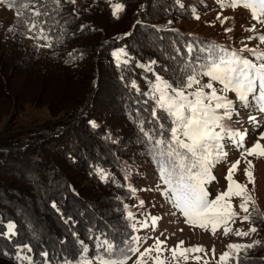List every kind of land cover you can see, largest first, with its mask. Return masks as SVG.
<instances>
[{
	"label": "trees",
	"instance_id": "trees-1",
	"mask_svg": "<svg viewBox=\"0 0 264 264\" xmlns=\"http://www.w3.org/2000/svg\"><path fill=\"white\" fill-rule=\"evenodd\" d=\"M206 1L60 0L57 5L41 0L51 47L38 46L45 42L30 39L16 9L0 3L15 14L0 34V123L6 121L0 133V220L14 223L17 233L8 238L0 225V264H27L17 257L18 245L25 243L34 264H44L42 252L48 253V264H75L81 241L89 257L103 239L125 247L133 236L126 214L131 170L140 161L159 175L140 131L142 121L145 130L155 127L152 101L142 93L155 75L179 79L186 63L203 60L207 50L243 46L179 26L195 22ZM113 2L125 6L120 17L113 15ZM120 50L128 63L117 67L113 53ZM137 65H150L152 71ZM133 80L139 92L131 87ZM27 106L46 108L53 121L18 127ZM223 163L211 169L215 179L205 185L209 199L216 196L215 171ZM256 207L251 206L254 223H249L257 232L240 244L261 243L241 251L239 264H264V212Z\"/></svg>",
	"mask_w": 264,
	"mask_h": 264
},
{
	"label": "snow or ice",
	"instance_id": "snow-or-ice-1",
	"mask_svg": "<svg viewBox=\"0 0 264 264\" xmlns=\"http://www.w3.org/2000/svg\"><path fill=\"white\" fill-rule=\"evenodd\" d=\"M54 2L57 5L60 4V0H54ZM70 2L74 4L76 0H70ZM217 2L221 9L243 7L249 10L255 23L245 31L256 35L249 36L247 39H256L264 45V33L258 32L257 29V25L264 26V0H217ZM0 3L7 4L10 9H16L17 21L26 29V34H32L29 35L30 39L45 42L38 46H52L44 27L46 22L41 19L48 15L41 6V0H0ZM112 7L113 15H117L124 10L125 6L117 3ZM195 18L199 19V16L196 15ZM216 19L221 20L223 24L228 18L225 17L222 20L218 14ZM225 31L230 32L232 29L226 28ZM191 51L192 48L189 46L188 52ZM113 55L116 58L117 67L128 63L127 60L121 59L122 56L127 55L123 50ZM137 66L152 71L150 65ZM205 77H207V83L204 82ZM214 84L220 87L217 88ZM131 87L139 92V86L135 80L131 81ZM230 92L235 94V100L229 98ZM142 94L152 101L151 122L155 124V127L145 130L142 121L140 131L149 146V152L157 163L160 180L167 186L163 194L168 196L173 206L183 214L186 223L205 230L210 227L213 234L218 228L224 226V234L228 235L233 229L227 225L238 217L231 202L233 197H239L242 200L239 207L246 214L241 221L254 223L248 205L250 202L255 204V201L248 194L247 185L233 179V173L243 159L247 164L244 170L245 175L250 183H254L253 164L247 157L264 158V143H261L264 141V132L256 137L250 147H246L248 129L241 131L234 127L232 121L234 116H240L239 108H255L264 113V49L243 44L239 49L226 46L207 50L203 60L186 63L180 70V78L173 82L155 75L150 90ZM247 120L255 128L260 127L256 116L249 114ZM90 123L93 127H97L94 121ZM225 140L236 146L241 158L232 163L228 169L225 177L228 181L227 189L218 193L214 199H209V192L205 185L215 179L211 175V169L221 159L227 157ZM97 173L102 179L108 178L103 169H97ZM143 203V201L140 202L141 206ZM52 207L56 208L55 202ZM128 217L134 218L131 212L128 213ZM150 219L154 226L159 218L150 217ZM0 225L6 229L2 235L11 238L17 234L14 223L4 224L0 220ZM131 227L134 232L139 231L135 223ZM146 227H148L147 221L140 223V228ZM255 232L257 228L253 226L248 231L236 229L235 235L247 237ZM80 243L81 253L75 260V264H128L131 258L128 256L129 252L133 254L139 252V258L135 264H143L145 255L150 256L153 251L156 253L153 264H166V261L161 258L163 241L158 239L154 247H149L144 252H140L138 236H132L124 241V248L103 239L97 246L99 251L92 257H89L88 248L83 241ZM260 243V241H254L249 244H229L228 251L221 254L219 262L229 264L230 260H235V264H239V253ZM31 251V245L28 243L18 245L17 257L26 261L27 264H34L32 257L27 254ZM169 251L174 258L179 255L187 261L189 253L203 252L204 249L199 246L183 248V241H181ZM41 255L45 257L44 264H48V253L42 252ZM196 259L199 260L200 257ZM64 264H73V262L65 260Z\"/></svg>",
	"mask_w": 264,
	"mask_h": 264
},
{
	"label": "rangeland",
	"instance_id": "rangeland-1",
	"mask_svg": "<svg viewBox=\"0 0 264 264\" xmlns=\"http://www.w3.org/2000/svg\"><path fill=\"white\" fill-rule=\"evenodd\" d=\"M112 4L115 5L116 3L113 2ZM200 8L201 12L204 13L199 16L198 20L195 19V22L192 23L180 21L179 26L185 31L212 36L214 39L225 38L237 42L239 45L251 44L254 48L259 47L264 49V45H261L258 40L247 39L249 36L256 35L255 33L245 31L246 28L255 23L250 19L251 17L248 14V12L250 13L249 10L243 7H238L236 9L225 7L221 9L217 0H208L203 3ZM121 14L122 11L114 16L120 17ZM218 14L221 16L222 20L225 17L228 19L222 24L221 20L216 19ZM14 19L15 14L6 6L0 4V34H3L4 30L10 28ZM226 28H231L232 31H225ZM262 28H264V26L261 27V25H257L258 32L263 33ZM255 41L256 43H254ZM121 59L123 58L121 57ZM160 76L168 81L167 76ZM203 79L204 82L207 83V77ZM214 86L217 88L220 87L218 84H214ZM228 96L230 99L235 100L234 93L230 92ZM239 111L240 116H234L232 122L234 127L239 128L241 131L245 128L248 129L249 135L245 140V146L250 147L254 143L256 137H258L261 132H264V113L257 111L255 108H239ZM249 114L257 117L260 127L255 128L252 124L248 123L247 117ZM48 121H53V119L46 108L27 106L25 113L18 119L17 126L22 129H31ZM5 122L6 121L0 123V133L5 129ZM227 143L232 146L230 141H227ZM261 143H264V141H261ZM225 151L227 152V157L224 159V163L215 171L216 184L214 185V195L227 189L228 181L225 177L228 173V169L231 167L232 163L241 158L240 151L237 150V148L233 150V147L228 148V145H225ZM247 159H250L253 164L252 172L254 183H250L245 175L244 170L247 164L243 159H241L238 169L233 173V179L247 185L248 194L252 196L255 201V204L249 203V211L251 206L254 205V207L257 206L264 212V158L247 157ZM131 171L133 174L128 177L131 196L126 203V214L127 217L129 212L133 214L134 218L129 219L130 223L131 225L135 223L137 228H139V231H133V236L140 237V252H144V250L149 247H154L158 239L163 241L161 245L163 249L161 258L166 261V264H220L219 258L222 253L228 251L227 246L229 244L241 243L242 237L235 235V230L242 229L248 231L252 227L249 222L241 221V218L246 213L241 211L239 207L242 202L239 197H233L231 200L234 205V211L238 213V217L234 222H229L227 225L233 229L228 235L224 234V226L218 228L216 233L213 234L210 227L205 230L189 225L186 223L183 214L170 202L169 197L163 194L167 186L161 182L160 176L155 173L153 166L139 161L133 166ZM128 173H130V171H128ZM132 189H135V191H132ZM141 201L144 202L143 206L140 204ZM150 217L159 218L154 226ZM144 221H147L148 227L140 228V223ZM181 241H183V248L199 246L202 247L204 251L189 253L187 261L179 255L174 258L169 250L175 248ZM133 247H135V245ZM139 255V252L135 254L132 253L130 256L131 258L128 260V264H135ZM155 256V251H153L150 256L145 255L143 264H153V258ZM196 257H200V259L197 260Z\"/></svg>",
	"mask_w": 264,
	"mask_h": 264
}]
</instances>
